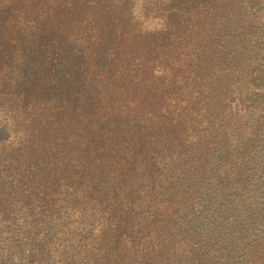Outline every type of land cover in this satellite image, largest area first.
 I'll return each instance as SVG.
<instances>
[{
  "label": "trees",
  "instance_id": "trees-1",
  "mask_svg": "<svg viewBox=\"0 0 264 264\" xmlns=\"http://www.w3.org/2000/svg\"><path fill=\"white\" fill-rule=\"evenodd\" d=\"M260 23L264 0H0V264H233L264 199Z\"/></svg>",
  "mask_w": 264,
  "mask_h": 264
},
{
  "label": "rangeland",
  "instance_id": "rangeland-1",
  "mask_svg": "<svg viewBox=\"0 0 264 264\" xmlns=\"http://www.w3.org/2000/svg\"><path fill=\"white\" fill-rule=\"evenodd\" d=\"M260 28L264 27V23L259 24ZM249 37L243 44L248 51ZM241 48H243L241 46ZM253 168L257 171V179L259 183H255L252 192L259 190V196L263 195L264 184V153L261 152L257 158L253 160ZM250 171V170H249ZM251 195V194H250ZM249 195V196H250ZM241 200V199H239ZM263 197L260 204L255 207L249 205L244 207V228L242 233L243 244L234 256L233 264H264V205ZM259 203V202H258Z\"/></svg>",
  "mask_w": 264,
  "mask_h": 264
}]
</instances>
